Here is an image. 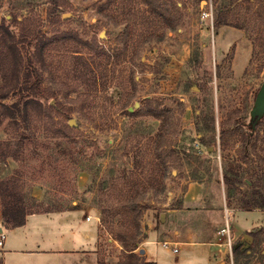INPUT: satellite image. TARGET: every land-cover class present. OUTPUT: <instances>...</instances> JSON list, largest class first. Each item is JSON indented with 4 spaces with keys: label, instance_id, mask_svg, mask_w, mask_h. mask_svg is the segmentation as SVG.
<instances>
[{
    "label": "rangeland",
    "instance_id": "rangeland-1",
    "mask_svg": "<svg viewBox=\"0 0 264 264\" xmlns=\"http://www.w3.org/2000/svg\"><path fill=\"white\" fill-rule=\"evenodd\" d=\"M3 21L20 50L0 40V147L15 152L2 159L0 151V181L15 178L31 210L100 216L103 196L120 211L149 205L143 226L148 213L159 221L183 206L200 183L215 199L226 194L231 219L246 230L230 263L264 264V207L245 206L264 188V121L250 145L251 170L241 155V123L251 121L264 81V0H0ZM17 72L31 73L27 88ZM18 100L25 117L5 107ZM225 170L235 182L230 197ZM8 227L0 213V232ZM99 228V260L124 262L122 245ZM154 247L162 264H182V251Z\"/></svg>",
    "mask_w": 264,
    "mask_h": 264
},
{
    "label": "crops",
    "instance_id": "crops-1",
    "mask_svg": "<svg viewBox=\"0 0 264 264\" xmlns=\"http://www.w3.org/2000/svg\"><path fill=\"white\" fill-rule=\"evenodd\" d=\"M202 187L200 183H192L184 196V205L162 213L159 225L154 215L148 213L149 218L142 226L143 241L138 247L139 251L144 249L142 258L162 264V255L154 247L155 244H162L167 250L178 253L182 251L179 258L182 264H231L233 250L218 241V229L225 224L226 194L215 199L210 194H204ZM191 208L204 210L203 217H193L194 210ZM174 213H180L181 217L170 226L164 225L168 215ZM246 213L242 212L241 217L246 216ZM92 216L95 217L88 220L81 209L29 214L24 225L6 228L7 234L2 245L3 258L9 264H28L34 259H43L46 264L59 259L63 264H98L100 220L97 214ZM212 218L216 219L214 227L208 223ZM47 221L49 226L46 225ZM50 228L56 230L53 237L46 235ZM245 231L237 227L235 238H242ZM256 233L252 234L255 240L258 238ZM163 240H169L173 245L165 246ZM174 245L178 246V251L174 250Z\"/></svg>",
    "mask_w": 264,
    "mask_h": 264
},
{
    "label": "trees",
    "instance_id": "trees-1",
    "mask_svg": "<svg viewBox=\"0 0 264 264\" xmlns=\"http://www.w3.org/2000/svg\"><path fill=\"white\" fill-rule=\"evenodd\" d=\"M57 8L59 7L58 4ZM56 7V6H55ZM53 6H49V14H55V8ZM218 25L226 24L223 21V18L219 19L217 22ZM238 26V25H237ZM28 27V24L24 25V29ZM240 27V26H238ZM1 36L0 40L2 44L7 43L8 48L12 50L14 54L17 55V52L20 50L19 43L15 39V35L10 32V27L6 25L5 21L1 23ZM7 34L10 35V41L7 42ZM39 53V50H38ZM31 73L24 72L22 77L20 72H17V79L20 80L22 78L23 87H28L29 77ZM8 96V92H4L2 94V98ZM49 99V97H47ZM8 113L12 117H16L15 113L17 111L23 113L22 116L25 117L28 113V109L21 108V100H18L13 104V106L5 105ZM157 114V113H156ZM256 119H251L249 123H241L244 127V146L242 149V161L247 163L249 170H251V165L253 164L252 158V150L250 149V145L253 138H256L259 134L257 126L254 125ZM264 116L260 118L258 122H263ZM257 122V123H258ZM246 126H248V130H246ZM0 151L2 153V159H6L10 156H14L15 152L11 147L2 148L0 147ZM255 152V148H253ZM224 180L227 185V196L230 197L232 195V185L235 183L233 178L231 177V171H224ZM260 181L264 182V172L260 175ZM259 196H254L253 199L246 200L245 206H255L258 205L260 207H264V188L257 190ZM25 194L20 190V186L18 182L14 178H7L0 181V202L1 208L0 213L3 219L10 224V227H18L22 226L26 223L27 215L33 213H50L61 211L63 209L60 208H51L46 209L44 211L40 210H31L33 207L27 206L25 202ZM97 206L100 209V226L108 230V232L117 240L123 249L124 254V262L121 264H156L154 261H146L142 258L141 255L137 254L135 250L140 246L143 241V237L141 236L143 233L142 230V218L145 213V209L150 206L145 204L142 205L140 202H129L122 211H120L117 207H115L110 201L101 196L97 201ZM123 215V220L118 229H116V222L118 220V215ZM162 222L161 219L158 221V225ZM118 225V224H117ZM98 264H108L105 260H99Z\"/></svg>",
    "mask_w": 264,
    "mask_h": 264
},
{
    "label": "built area",
    "instance_id": "built-area-1",
    "mask_svg": "<svg viewBox=\"0 0 264 264\" xmlns=\"http://www.w3.org/2000/svg\"><path fill=\"white\" fill-rule=\"evenodd\" d=\"M207 14H210V12H208ZM224 216H225V224L221 226V228L218 230V236H219L218 241L221 244H226L227 246H229L230 249H232V246L236 241L235 234L237 232V226L234 223V221L231 219V217L233 216V210L229 207H226ZM92 217L95 216L88 215L86 218L90 220ZM97 218L100 219L99 216H97ZM4 238H5V232L2 230L0 232V245H3ZM162 243L165 246L173 245V243L169 240H163ZM174 250L178 251V246L174 245Z\"/></svg>",
    "mask_w": 264,
    "mask_h": 264
},
{
    "label": "water",
    "instance_id": "water-1",
    "mask_svg": "<svg viewBox=\"0 0 264 264\" xmlns=\"http://www.w3.org/2000/svg\"><path fill=\"white\" fill-rule=\"evenodd\" d=\"M252 119H256L257 120L255 121L254 125H256V123L260 120V118L262 116H264V81L256 95V99H255V104H254V107L252 109ZM70 124H74V120H71L70 121ZM164 216V214H163ZM247 236L249 238H253L251 235L247 234ZM140 253L143 254L144 253V249L141 248L140 249Z\"/></svg>",
    "mask_w": 264,
    "mask_h": 264
}]
</instances>
